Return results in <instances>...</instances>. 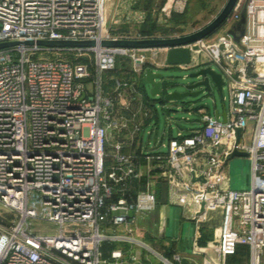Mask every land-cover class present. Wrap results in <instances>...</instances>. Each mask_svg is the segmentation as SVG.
Segmentation results:
<instances>
[{
    "label": "built area",
    "instance_id": "obj_1",
    "mask_svg": "<svg viewBox=\"0 0 264 264\" xmlns=\"http://www.w3.org/2000/svg\"><path fill=\"white\" fill-rule=\"evenodd\" d=\"M186 2L175 0V8ZM106 5L0 0V43L34 41L0 49V264H107L103 242H139L131 235L136 216L158 204L151 189L129 192L130 180L141 176L138 165L120 143L108 164L107 146L110 131L129 128L128 114L113 112L117 99L133 92L167 49L101 43L165 37L117 30ZM243 10L244 33L236 41L228 31ZM224 25L227 31L198 41L191 63L179 66L217 67L229 87L226 120L206 117L199 130L179 132L165 152L148 154L158 159L150 169L164 173L173 202L192 204L193 217L222 207L217 250L223 264L238 245L248 246L249 264H264V0H244L241 7L238 0ZM40 40L96 44L48 47ZM122 57L132 63L133 78L118 81L107 95L104 74ZM234 151L251 160L248 188L230 185Z\"/></svg>",
    "mask_w": 264,
    "mask_h": 264
},
{
    "label": "crops",
    "instance_id": "obj_2",
    "mask_svg": "<svg viewBox=\"0 0 264 264\" xmlns=\"http://www.w3.org/2000/svg\"><path fill=\"white\" fill-rule=\"evenodd\" d=\"M164 63H166V53L161 55L160 65L157 67L162 68L161 65L168 67V64L165 65ZM133 75L132 63L129 60L125 62L118 58L116 67L104 74L105 94L111 95L118 81L131 80ZM145 76L146 72L137 88L128 93L125 99L120 101L118 98L116 101L117 104L113 112L117 114L127 113L130 119L129 128L117 131V133L110 131L107 162L108 164L113 163V155L117 151L115 146L117 143L122 144V152L133 156L141 172L139 178L130 180L129 192L135 195L141 190L151 189L156 193L158 204L150 213L137 214L134 231L131 235L134 240L139 242L105 241L101 246L103 255L109 259L107 264H223L217 250L223 218L222 207L206 209L200 216L193 217L192 204L183 205L173 202L177 200L170 196L168 183L162 177L164 173L158 168L150 169L158 163V159L155 158L156 155L148 157V154L162 153L167 149L164 145L166 144L164 139L167 136V129L159 136L156 127L153 125L148 131V140L145 143V128L154 118L158 122L157 103L162 104L167 112L171 110V107L166 106L167 102H160L157 97L149 94L144 83ZM124 102L127 104L126 107H122ZM189 112H197L200 115L198 119L200 124L185 130L181 128L179 132L183 134H190L199 130L206 117L216 118L218 113V116L223 118V114L227 113L228 109L225 107L216 109L212 114L208 107L202 106ZM187 121H191V119L187 118ZM137 123L141 125L140 130L135 128ZM153 134H155L154 139ZM172 137L175 136L171 131L168 143ZM245 184H249V171L242 181V186ZM114 250H121L122 257L112 258L111 252ZM164 259L168 261L166 262ZM249 262L246 260L243 264H249Z\"/></svg>",
    "mask_w": 264,
    "mask_h": 264
},
{
    "label": "rangeland",
    "instance_id": "obj_3",
    "mask_svg": "<svg viewBox=\"0 0 264 264\" xmlns=\"http://www.w3.org/2000/svg\"><path fill=\"white\" fill-rule=\"evenodd\" d=\"M120 0H107L106 13L110 19L115 18L114 25L120 31H138L150 37H175L182 36L199 30L200 28L211 22L223 9L227 0H187L184 7L175 8V0H126L122 8L118 9L117 5ZM240 1V7L243 6L244 0ZM167 9L164 10V8ZM120 13V15H119ZM117 15V16H116ZM116 16V17H115ZM227 31V26L224 24L212 35L211 38L217 37L219 34ZM147 55L149 50H143ZM161 57V56H160ZM125 62L127 58H121ZM162 68L153 66L152 69L160 72L168 80L172 86L171 91H185V85L190 83L195 78L189 76L190 73L197 71L204 65L195 69H182L178 66ZM213 68L217 69L214 65ZM147 91L151 92V84L144 80ZM158 122L154 118L151 123L145 128L144 142L148 140V131L156 127L159 136L167 129V136L164 142L168 144V137L172 131L176 136L181 128L188 129L196 127L200 124V115L197 112H189L198 107L206 106L210 112L214 114L216 109L229 110V87L226 82L223 86V94H221L215 84L212 83V90L204 92L197 97H186L183 100H172L167 102V109L162 107V104L157 103ZM173 117V118H172ZM187 118L191 121H187ZM155 134H153L154 139ZM249 171V184L242 186V181L245 179ZM230 176L232 188H248L251 183V160L249 157L235 156L230 159ZM46 228H55L54 223L46 222Z\"/></svg>",
    "mask_w": 264,
    "mask_h": 264
},
{
    "label": "water",
    "instance_id": "obj_4",
    "mask_svg": "<svg viewBox=\"0 0 264 264\" xmlns=\"http://www.w3.org/2000/svg\"><path fill=\"white\" fill-rule=\"evenodd\" d=\"M238 0H227L220 13L207 25L199 30L176 37L165 38H148L137 40H104L103 46H118L128 48H152L160 47L166 48V63L169 66L187 65L192 61V50L198 49L197 42L209 37L216 32L227 20L233 9L235 8ZM246 24L245 10L242 11L241 19L234 25L232 29L228 31L236 41H239L240 36L244 33V27ZM239 32V34L237 33ZM26 43L34 44V41H12L0 43V49L11 47L17 44ZM39 45L48 47H84L94 46L96 42L94 40L73 41V40H40L36 42ZM146 81L152 86L150 94L153 97H157L160 102H170L172 100L180 101L186 97H197L204 92H210L212 90V83L216 85L219 92L223 94V86L225 84L223 75L215 68L209 66L203 67L197 71L189 74L190 77L195 78L190 83L185 85V91H171L172 84L166 80L160 72H155L152 68L146 69ZM218 113L217 117L218 118ZM223 120H226V113L223 114ZM240 130L237 131L239 137ZM248 154L246 152L234 151L232 157L244 156ZM204 207V204H203ZM129 216H133L134 212L129 211Z\"/></svg>",
    "mask_w": 264,
    "mask_h": 264
},
{
    "label": "trees",
    "instance_id": "obj_5",
    "mask_svg": "<svg viewBox=\"0 0 264 264\" xmlns=\"http://www.w3.org/2000/svg\"><path fill=\"white\" fill-rule=\"evenodd\" d=\"M246 260L250 261V251L248 246L238 245L235 254L226 258V264H243Z\"/></svg>",
    "mask_w": 264,
    "mask_h": 264
}]
</instances>
